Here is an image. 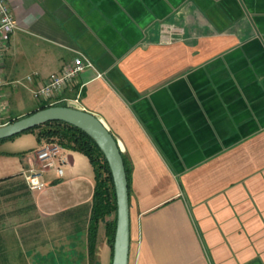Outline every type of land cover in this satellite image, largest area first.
I'll return each mask as SVG.
<instances>
[{"label": "crops", "instance_id": "obj_1", "mask_svg": "<svg viewBox=\"0 0 264 264\" xmlns=\"http://www.w3.org/2000/svg\"><path fill=\"white\" fill-rule=\"evenodd\" d=\"M7 1L9 122L76 51L101 75L86 70L65 96L82 88L78 108L129 166V264H264V0ZM41 143H0V264H113L104 222L91 254L87 156L64 148L62 177L29 189Z\"/></svg>", "mask_w": 264, "mask_h": 264}, {"label": "water", "instance_id": "obj_2", "mask_svg": "<svg viewBox=\"0 0 264 264\" xmlns=\"http://www.w3.org/2000/svg\"><path fill=\"white\" fill-rule=\"evenodd\" d=\"M51 122H64L83 130L102 150L112 173L117 199V226L113 264H129L128 176L121 146L101 119L78 107L51 106L0 127V141L10 139Z\"/></svg>", "mask_w": 264, "mask_h": 264}, {"label": "built area", "instance_id": "obj_3", "mask_svg": "<svg viewBox=\"0 0 264 264\" xmlns=\"http://www.w3.org/2000/svg\"><path fill=\"white\" fill-rule=\"evenodd\" d=\"M17 28L18 23L13 16L10 4L7 0H0V127L10 123L5 117L7 103L2 101L1 91L7 82L2 75L1 66L5 60L11 36ZM86 70H93L98 77H101L90 58L83 52L76 51L73 59L60 72L51 74L40 84L35 92L36 97L41 103H49L52 106L58 103H65L67 106L78 107L82 88L78 91L75 99L66 97L65 92L76 83L78 76ZM33 79V76L28 77L30 82ZM63 150L64 148L57 142L42 140V143L35 151L39 167L32 168L24 174L30 190L35 191L46 187L44 174L48 170L52 169L59 177H62L64 167L68 164V159L61 154Z\"/></svg>", "mask_w": 264, "mask_h": 264}, {"label": "trees", "instance_id": "obj_4", "mask_svg": "<svg viewBox=\"0 0 264 264\" xmlns=\"http://www.w3.org/2000/svg\"><path fill=\"white\" fill-rule=\"evenodd\" d=\"M51 106L52 105L49 103L42 102L36 110L32 111L26 116ZM53 106L67 105L65 103H58ZM17 120L19 119H13L10 121V123H13ZM37 131L38 133H36V135L39 142L44 139L48 141H54L63 148L80 152L88 157L95 171V191L89 230L91 254L93 253L100 223H105L107 236L110 243H113L115 241L117 226V199L112 173L102 150L83 130L64 122L46 123L44 125L30 129L22 134L34 133ZM15 137L0 141V143L14 139ZM124 161L129 183L130 169L125 159ZM112 214H115V219L110 221L109 218L112 216Z\"/></svg>", "mask_w": 264, "mask_h": 264}, {"label": "rangeland", "instance_id": "obj_5", "mask_svg": "<svg viewBox=\"0 0 264 264\" xmlns=\"http://www.w3.org/2000/svg\"><path fill=\"white\" fill-rule=\"evenodd\" d=\"M35 133H38V131H37V132H35ZM45 141H47V140L45 139Z\"/></svg>", "mask_w": 264, "mask_h": 264}]
</instances>
